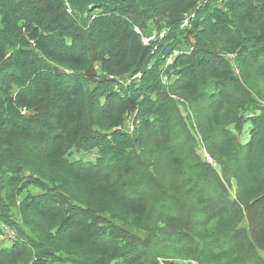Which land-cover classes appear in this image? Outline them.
I'll return each mask as SVG.
<instances>
[{
  "label": "trees",
  "instance_id": "trees-1",
  "mask_svg": "<svg viewBox=\"0 0 264 264\" xmlns=\"http://www.w3.org/2000/svg\"><path fill=\"white\" fill-rule=\"evenodd\" d=\"M0 221V264H264V0H0Z\"/></svg>",
  "mask_w": 264,
  "mask_h": 264
},
{
  "label": "rangeland",
  "instance_id": "rangeland-1",
  "mask_svg": "<svg viewBox=\"0 0 264 264\" xmlns=\"http://www.w3.org/2000/svg\"><path fill=\"white\" fill-rule=\"evenodd\" d=\"M188 26V24L186 23V20H184L183 22V26H181L182 28ZM181 28V29H182ZM178 37V39L183 43L184 45V41H185V36L183 34H179L176 36ZM183 50H188L187 46H182ZM174 76H172L170 78L171 81H173ZM164 81H166L167 79L164 78ZM247 124V123H246ZM246 124L244 125L243 129H242V136H244V132H245V128H246ZM124 129L126 131H131V119L127 118L124 122ZM106 152V150H104ZM108 153V151H107ZM100 155H102L99 151L98 148H92V147H85V148H81L80 150L73 148L72 152L70 153V161H75V160H82V161H90V162H96V160L98 159L97 157H99ZM203 157L205 158V153H202ZM210 157V156H209ZM211 158V157H210ZM206 159V158H205ZM207 160V159H206ZM30 192L31 193H35L37 192V190L35 189H31L30 188ZM105 223L103 222H99L98 227L99 229H103ZM0 227L3 229L4 235L1 237L0 239V248L2 247H8V246H14L17 249H23V248H27V246H24V238L26 235H28L30 238L31 234L25 229V227L20 223L19 225V229L16 231H20L23 234H17L16 232L13 231V228L8 227L7 225H5L2 221H0ZM45 264H66L65 262V257L64 255L58 253L55 255L54 258L49 259Z\"/></svg>",
  "mask_w": 264,
  "mask_h": 264
},
{
  "label": "built area",
  "instance_id": "built-area-1",
  "mask_svg": "<svg viewBox=\"0 0 264 264\" xmlns=\"http://www.w3.org/2000/svg\"><path fill=\"white\" fill-rule=\"evenodd\" d=\"M186 23H187V21H186ZM151 40H153V36L143 38V39H142V42H143L144 44H147V43L150 42ZM130 130H132V127H131ZM205 158L207 159L208 162H212V159H211L208 155H205Z\"/></svg>",
  "mask_w": 264,
  "mask_h": 264
},
{
  "label": "bare ground",
  "instance_id": "bare-ground-1",
  "mask_svg": "<svg viewBox=\"0 0 264 264\" xmlns=\"http://www.w3.org/2000/svg\"><path fill=\"white\" fill-rule=\"evenodd\" d=\"M135 78H140V75L138 74V75H135Z\"/></svg>",
  "mask_w": 264,
  "mask_h": 264
}]
</instances>
